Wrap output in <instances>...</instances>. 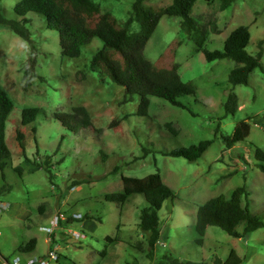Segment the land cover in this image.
<instances>
[{"label": "rangeland", "instance_id": "374dc122", "mask_svg": "<svg viewBox=\"0 0 264 264\" xmlns=\"http://www.w3.org/2000/svg\"><path fill=\"white\" fill-rule=\"evenodd\" d=\"M18 1L0 0L4 17L18 18ZM133 2L95 0L100 11L114 15L120 25L131 16ZM171 2L142 3L164 8ZM190 15L196 34L181 30V17L162 16L143 53L162 68L177 63L180 77L193 83L195 93L179 97L185 108L150 96L145 115L136 112L138 96L123 102L124 88L91 64L102 46L99 39L79 57L69 58L61 54L58 32L48 28L40 13L26 14L32 45L0 28V84L14 104L5 128L11 158L0 169V201L7 205L0 213L1 257L45 255L48 234L42 228L64 211L89 216L83 225L70 224L82 236L58 240L59 259L50 264H164L160 260L165 256L211 262L215 257L225 260L231 249L242 264H264V226L240 238L208 226L203 243L195 242L198 206L219 194L229 196L237 186L244 185L248 193L241 197L242 205L264 222V172L256 156V149L264 152V0H235L224 10L219 0H196ZM240 25L250 32L247 53H263L248 83L232 85L228 76L238 64L231 59L208 61L203 50H222L226 37ZM129 30L137 32L140 25L133 21ZM174 38L181 40L175 53L157 60ZM32 59L35 65L28 73ZM231 93L236 105L229 113L224 103ZM75 106L88 110L93 128L73 133L55 118V112H71ZM25 107L40 109L28 125L21 124ZM113 122L118 125L111 126ZM237 126L242 139L228 147L224 139L234 138ZM18 130L23 148L16 139ZM202 140L211 143L196 161L164 154ZM156 171L174 195L158 211L160 235L151 251L150 232L139 226L141 210L148 205L144 195L132 194L123 203L107 201L105 195L122 190V176L144 177ZM6 185L11 189L2 190ZM237 230L242 233V225ZM31 238L36 240L32 251L18 252Z\"/></svg>", "mask_w": 264, "mask_h": 264}, {"label": "trees", "instance_id": "16d2710c", "mask_svg": "<svg viewBox=\"0 0 264 264\" xmlns=\"http://www.w3.org/2000/svg\"><path fill=\"white\" fill-rule=\"evenodd\" d=\"M196 0H172L171 4L164 8L145 7L143 0H134L131 16L123 23L118 24L114 15L109 12H101L95 0H19L14 5L17 19H7L0 11V28L9 29L32 45L31 32L27 25L31 22L26 17L28 12H37L46 18L47 26L56 30L59 34L61 54L69 58L80 56L82 49L97 38L102 46L97 49L91 58V64L97 65L100 70L110 78L112 82L124 88L123 102L130 101L138 96L137 113L145 115L150 104V96H155L168 101L174 106L185 108L179 97L195 93L192 82H185L178 73V64L172 63L169 68H162L144 56V48L157 27L162 16L181 17V30L190 35L197 32V26L191 17V9ZM210 1V0H206ZM220 8L227 9L235 0H219ZM136 21L140 30L132 32L130 24ZM196 34V33H195ZM250 40V32L247 26L240 25L233 29L226 37L222 50H203L208 61L215 59H231L238 65L233 68L228 76L232 85L247 84L250 72L259 66V60L263 53L260 49L256 55H250L245 50ZM264 42V39L263 41ZM181 40L174 38L163 55L175 53ZM35 65L34 59L29 61L27 72H32ZM236 95H228L224 103L226 112H234ZM14 107L12 99L0 84V169L9 163L11 152L5 142L6 121ZM40 109L38 107H25L21 111V124L32 123ZM55 118L70 132L78 133L83 129L93 128L88 110L84 106H75L71 112H55ZM118 125L112 123L111 126ZM35 131V128H32ZM16 139L23 148V134L16 131ZM234 138H225L228 147L235 141L242 139L240 127L235 128ZM211 140H202L188 147H180L164 153L171 156H180L188 161H196L210 145ZM256 156L262 163L259 168L264 172V152L256 149ZM21 174L19 169H16ZM4 180V176L2 175ZM123 188L120 192L105 195L107 201L123 203L135 193H142L148 203L141 210L139 226L144 231H149L148 243L151 251L157 243L160 235L158 211L165 199L174 195V191L166 185L158 171L147 174L144 177L122 176ZM2 190L11 189L10 185L3 186ZM248 196L244 185L231 190L229 196L219 194L208 199L198 206L196 212L195 231L197 244L203 243V235L208 226H218L225 233L236 238L264 226V222L253 216L248 206H243L241 197ZM85 214L79 220L82 221ZM68 223V221H65ZM70 222V221H69ZM64 222L61 225L66 224ZM242 225L243 232L237 230ZM107 240L112 241L110 237ZM56 240H54L55 242ZM58 240L56 241V243ZM36 244L35 238L29 239L24 245L18 247L20 253L30 252ZM140 249V248H138ZM151 254V253H149ZM164 264H242L241 257L234 249H231L228 257L222 260L218 257L211 262L181 261L165 256L160 260Z\"/></svg>", "mask_w": 264, "mask_h": 264}, {"label": "built area", "instance_id": "2783aa9c", "mask_svg": "<svg viewBox=\"0 0 264 264\" xmlns=\"http://www.w3.org/2000/svg\"><path fill=\"white\" fill-rule=\"evenodd\" d=\"M4 209H7V205L0 201V213ZM81 218L82 214L79 212H72L67 214L64 211H58L52 217L50 226L42 228L48 234L45 241L48 242L49 249L45 255L27 259L21 257L20 255H15L12 258L0 256V264H50L51 262H57L59 259V252L57 243L54 242V240H65L67 237L71 236H74L76 238L82 236L81 231L71 228L70 226V224L73 222L72 220H79ZM76 220L75 222L78 224ZM65 221H68V223H66ZM62 222L66 224L61 225ZM55 231H58L60 234L57 235Z\"/></svg>", "mask_w": 264, "mask_h": 264}, {"label": "crops", "instance_id": "0c3cea01", "mask_svg": "<svg viewBox=\"0 0 264 264\" xmlns=\"http://www.w3.org/2000/svg\"><path fill=\"white\" fill-rule=\"evenodd\" d=\"M81 224L83 225L82 221L78 224V226L81 225ZM76 225H77V223H76ZM76 225H75V226H76ZM35 257H37V256H35Z\"/></svg>", "mask_w": 264, "mask_h": 264}, {"label": "clouds", "instance_id": "9594fccd", "mask_svg": "<svg viewBox=\"0 0 264 264\" xmlns=\"http://www.w3.org/2000/svg\"><path fill=\"white\" fill-rule=\"evenodd\" d=\"M82 217H83V215H82Z\"/></svg>", "mask_w": 264, "mask_h": 264}]
</instances>
